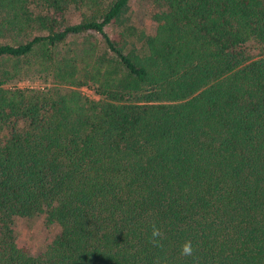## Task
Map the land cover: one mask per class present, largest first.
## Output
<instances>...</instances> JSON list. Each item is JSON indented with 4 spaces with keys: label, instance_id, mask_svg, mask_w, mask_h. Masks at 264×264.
Returning a JSON list of instances; mask_svg holds the SVG:
<instances>
[{
    "label": "trees",
    "instance_id": "obj_1",
    "mask_svg": "<svg viewBox=\"0 0 264 264\" xmlns=\"http://www.w3.org/2000/svg\"><path fill=\"white\" fill-rule=\"evenodd\" d=\"M128 1L0 0V264H264V0Z\"/></svg>",
    "mask_w": 264,
    "mask_h": 264
},
{
    "label": "rangeland",
    "instance_id": "obj_2",
    "mask_svg": "<svg viewBox=\"0 0 264 264\" xmlns=\"http://www.w3.org/2000/svg\"><path fill=\"white\" fill-rule=\"evenodd\" d=\"M151 9L152 0H129L126 10L123 13V17L127 19L125 24L130 23L138 30L143 29L148 33L151 32L154 26L149 17V13L152 11ZM116 29L117 27L113 24L105 26V31L110 36H114ZM13 83L20 87L40 85L37 80L30 81L28 78H23ZM80 90L84 95L95 97L86 87L82 86ZM42 222V219L39 217L18 219L16 221L17 243L19 245H26L33 255H36L43 248L49 236L56 230L54 226L45 228Z\"/></svg>",
    "mask_w": 264,
    "mask_h": 264
},
{
    "label": "clouds",
    "instance_id": "obj_3",
    "mask_svg": "<svg viewBox=\"0 0 264 264\" xmlns=\"http://www.w3.org/2000/svg\"><path fill=\"white\" fill-rule=\"evenodd\" d=\"M151 228L152 230H151V237L149 243H151L154 247L157 248L162 247L163 245L161 241L164 239V233L162 229L157 227L155 223L152 224ZM193 253H194V248L192 245V241L190 239L185 240L180 247V254L182 256L191 257L193 256ZM153 264H170V261L167 258V256L164 257L157 256L156 258H154Z\"/></svg>",
    "mask_w": 264,
    "mask_h": 264
}]
</instances>
